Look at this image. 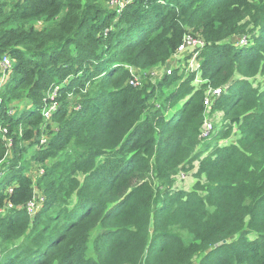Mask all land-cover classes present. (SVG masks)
<instances>
[{"label": "trees", "instance_id": "16d2710c", "mask_svg": "<svg viewBox=\"0 0 264 264\" xmlns=\"http://www.w3.org/2000/svg\"><path fill=\"white\" fill-rule=\"evenodd\" d=\"M109 1L0 0V264H264V0Z\"/></svg>", "mask_w": 264, "mask_h": 264}, {"label": "built area", "instance_id": "2783aa9c", "mask_svg": "<svg viewBox=\"0 0 264 264\" xmlns=\"http://www.w3.org/2000/svg\"><path fill=\"white\" fill-rule=\"evenodd\" d=\"M125 0H110V5H114L117 6V10L119 11L121 9V6L124 4ZM242 42H245L244 40ZM204 45L203 40L200 37L194 36L193 34L189 33V34H185L183 36V39L181 41V43L178 45L177 47V52H182V51H190V52H194L196 51V49H198L199 47H202ZM195 56L196 54L193 55V57L190 59L188 66H192L194 60H195ZM183 67H185V65H183ZM11 68V62L8 56L4 55L0 58V71H2L3 73H5L7 70H9ZM195 68H197V66L192 67L189 69V71L195 70ZM174 68L170 67L168 69H166V73L170 74L172 72ZM197 80H199L197 78ZM57 89L55 88L51 93V98L53 99V97L56 94ZM224 91V87H216V88H212L209 89L207 91V94L204 98V103L206 106H208L210 104V102L213 101V99L217 98L218 96H220V94ZM56 105L55 102H52L50 107L48 109L43 110L42 114L44 117H48L51 112L53 110H55ZM213 129L212 123L210 120H205V122L203 123L202 126V130L200 133V137L203 138H207L211 131ZM0 176H1V172H0ZM183 176V175H182ZM40 201H42V198H39ZM39 202H37V196H34L33 200L29 201L27 203V211L32 214L36 208L39 206ZM1 254V253H0Z\"/></svg>", "mask_w": 264, "mask_h": 264}, {"label": "rangeland", "instance_id": "374dc122", "mask_svg": "<svg viewBox=\"0 0 264 264\" xmlns=\"http://www.w3.org/2000/svg\"><path fill=\"white\" fill-rule=\"evenodd\" d=\"M241 42L243 41V39L240 40ZM170 65V64H169ZM168 65H164L160 68H152L150 70H148L150 73L149 75H146L145 76V80L144 83H152V82H155V80H157L159 78V76L163 73L164 70L170 68L171 66L167 67ZM174 68V67H172ZM2 81V80H1ZM211 119L213 121V124L215 123H218L219 122V119H220V114H214L213 116H211ZM217 130V129H216ZM235 138H233L234 140ZM210 140V139H209ZM208 140V141H209ZM207 141V142H208ZM224 143H220V146H222ZM193 182H194V179H188V178H185L181 181V185L183 187H186L188 190H191L192 189V185H193ZM90 253V251L88 252Z\"/></svg>", "mask_w": 264, "mask_h": 264}, {"label": "clouds", "instance_id": "9594fccd", "mask_svg": "<svg viewBox=\"0 0 264 264\" xmlns=\"http://www.w3.org/2000/svg\"><path fill=\"white\" fill-rule=\"evenodd\" d=\"M195 80V83H198L199 82V80H197V79H194ZM210 104H211V102H210ZM210 104L208 105V106H206L205 105V103H204V106H206V107H209L210 106ZM205 120H210V118H208V119H205ZM211 121V120H210ZM205 122V121H204ZM211 123H212V121H211ZM213 124V123H212ZM213 126V125H212ZM212 131H213V129H212ZM212 131H211V133H212ZM210 133V134H211ZM210 136V135H209ZM209 136L207 137V138H209ZM191 179H193V177H191ZM195 180V179H194ZM194 183V182H193ZM191 264H196V262H195V260H194V262L193 263H191Z\"/></svg>", "mask_w": 264, "mask_h": 264}, {"label": "water", "instance_id": "95a60500", "mask_svg": "<svg viewBox=\"0 0 264 264\" xmlns=\"http://www.w3.org/2000/svg\"><path fill=\"white\" fill-rule=\"evenodd\" d=\"M222 243H224V240H222L221 242L217 243L216 246H218V245H220Z\"/></svg>", "mask_w": 264, "mask_h": 264}]
</instances>
